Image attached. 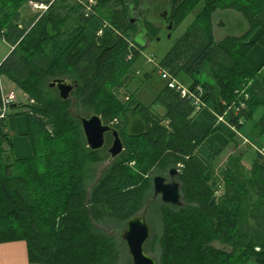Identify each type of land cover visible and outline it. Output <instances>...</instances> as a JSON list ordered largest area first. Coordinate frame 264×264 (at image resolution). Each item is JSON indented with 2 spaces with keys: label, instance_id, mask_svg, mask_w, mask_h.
<instances>
[{
  "label": "trees",
  "instance_id": "obj_1",
  "mask_svg": "<svg viewBox=\"0 0 264 264\" xmlns=\"http://www.w3.org/2000/svg\"><path fill=\"white\" fill-rule=\"evenodd\" d=\"M152 1L0 0V38L11 46L0 77L27 96L21 105L33 148L29 157H14L2 119L0 242L26 241L32 263L121 264L119 229L142 211L154 176L177 167L183 203H162V232L148 243L150 251L158 249L159 264H264V155L253 146L237 147L220 169L202 163L198 148L220 128L201 132L193 124V100L158 73L161 67L192 89L201 85L206 108L224 114L243 136L261 109L251 129L259 141H250L264 147V65L255 66L249 56L264 0H169L166 28L170 20L177 28L202 7L146 75L158 73L163 82L154 102L145 106L135 94L122 102L115 90L162 28L160 17L148 12ZM31 2L47 8L25 18L21 10ZM218 9L242 13L246 32L216 39ZM62 77L76 83L68 100L50 86ZM92 114L112 122L124 142L102 169L108 148L90 149L77 117ZM236 137L231 140L240 146Z\"/></svg>",
  "mask_w": 264,
  "mask_h": 264
},
{
  "label": "rangeland",
  "instance_id": "obj_2",
  "mask_svg": "<svg viewBox=\"0 0 264 264\" xmlns=\"http://www.w3.org/2000/svg\"><path fill=\"white\" fill-rule=\"evenodd\" d=\"M201 7H202V4H200L196 10L191 12L184 19V21L175 29L168 30L164 23L160 21L157 23L161 25L162 27L160 30L159 36L155 40H152L148 42L147 44L144 43V46H145L144 51L142 55L136 60L135 64L133 65V70L131 72L130 78L125 82V85L118 87L115 90V94L118 100L122 102L126 101L128 100L129 96H131V94H135L136 98H138L141 101V103L145 106H149L154 102L156 94L159 91L160 87L163 85V82L162 80H160L158 73L153 74L150 79H147L146 75L157 67L156 64L162 59V57L165 56L167 51L173 46L176 40L183 34L186 28L192 23V21L194 20L197 14V11ZM36 12H37V8L31 3L24 5L21 10L22 16L25 18L35 15ZM213 25H214V32H215L216 39L224 38L227 35H241L244 32H246V30L248 29V22L243 16V14L233 9H218L213 14ZM169 34H171L170 37H169ZM10 50H11L10 44L6 42L3 38H0V63L5 59V57H7ZM151 57H153L154 59L150 60ZM202 78L205 79L206 77H202ZM1 80L4 84L2 85L4 86L6 90L7 89L15 90L16 95L18 97V100H17L18 103L26 102L27 96L22 89H20L17 85L12 83L6 76H1ZM153 109L156 110V112L160 114L164 113V110L160 104H153ZM200 113L201 111L196 114L197 116L194 118L195 122L200 121L202 119L203 114H200ZM215 114L217 113L215 112ZM261 114H262V110L260 109L254 115V117L251 120H249L248 123L243 127L244 131L247 133V136H249V138L245 135L244 136L247 137L249 140L251 139L252 141H259V137L255 136L251 132V129H252L254 122L258 120ZM219 116L223 117L222 119L225 120L226 122V119L224 118V114H221V115L217 114L218 120H219ZM204 117L202 120H204ZM216 121H217L216 117L215 116L214 118L212 117V123L215 124ZM222 126L225 127L228 130V132H230L229 128L225 124H222ZM205 130H208V126L205 127ZM220 131L221 130L218 129L217 131L212 132L210 136L208 137H211L213 134L215 135V133L220 132ZM221 133L224 136L228 137L227 134L223 133L222 131ZM107 135L111 136L110 139L108 137L109 142L106 144L108 148L112 143L113 137L110 133H108ZM236 136H237L236 138H238L240 141L239 144H240L241 149H245V148L250 149L248 148V146H251L249 143H243L242 137L239 136L238 134ZM237 147L238 146H236V148L233 149V152L237 150ZM205 150L206 151L208 150L209 153L213 152L212 151L213 149H205ZM228 151L224 153L223 157L216 160L215 167L217 169H220L224 166L226 162V159H225L226 153ZM245 165L248 169L250 168L247 162L245 163ZM102 167L104 168V163L99 165V169H102ZM152 193L153 192H151L150 195H152ZM162 203L163 202L160 200V198H158L150 205L148 209L147 219L151 227V236L145 245L146 251L150 253L151 255H153L154 257H156L159 263H160V260H159L158 249L150 251L149 250L150 246H148V243L153 235L155 234L160 235L162 232V220H161V215H160V206L162 205ZM125 227L126 226H123L119 230L120 231L124 230ZM114 232L116 233L117 230ZM123 249H124L125 254H123V262L121 264H132L131 256L128 253L127 246L125 245Z\"/></svg>",
  "mask_w": 264,
  "mask_h": 264
},
{
  "label": "water",
  "instance_id": "obj_3",
  "mask_svg": "<svg viewBox=\"0 0 264 264\" xmlns=\"http://www.w3.org/2000/svg\"><path fill=\"white\" fill-rule=\"evenodd\" d=\"M168 18L169 9H167L166 6L163 18L160 19V22L165 24ZM172 28L173 22L170 20L167 29L171 30ZM170 36L171 34H169V37ZM203 77H205V75ZM50 86L57 88L62 99L68 100L72 96V91L76 83L69 78L62 77L54 79L50 83ZM77 117L81 122L84 138L90 149L99 150L104 148L107 134L110 133L112 135V143L107 149L109 157L105 161L104 166L110 164L122 153L124 150V142L119 130L112 122L103 120L99 114H92L90 116L77 115ZM179 173V169L173 167L169 170V179L164 175H155L153 178V194L146 201L141 213L127 221V225L122 231V239L127 246L132 264H159L156 257L148 253L145 249V245L151 236V227L147 219V213L150 205L159 197L164 204L179 206L183 203L181 185L177 180ZM214 200L215 197L213 201Z\"/></svg>",
  "mask_w": 264,
  "mask_h": 264
},
{
  "label": "crops",
  "instance_id": "obj_4",
  "mask_svg": "<svg viewBox=\"0 0 264 264\" xmlns=\"http://www.w3.org/2000/svg\"><path fill=\"white\" fill-rule=\"evenodd\" d=\"M262 25L259 30L256 32L254 36V40L256 41L255 46L250 52V59L253 64L257 67H262L264 65V21H261ZM11 49V46H10ZM0 81L3 84L1 77ZM4 85V84H3ZM22 103H14L10 106L7 113V132L8 136L7 141L11 140L12 144V152L14 157L16 158H26L33 154V148L28 138L29 132V122L27 115L24 113V108L21 105ZM203 117L200 121L195 122L193 118V124L201 131L207 132L211 128L219 127L220 130L227 134L228 137L224 136L221 131L213 134L211 137H207L204 143L198 148L197 156L198 159L204 163L205 161L213 162L215 164L216 160L223 157L224 153H226V160L230 154L234 153L233 149L236 146H240L236 144L235 141L231 140L232 136L237 135L236 131L233 129L231 125L224 121H220L217 118V114L214 111L204 108L201 110ZM216 117V123H212V117ZM206 118V119H205ZM225 124L229 131L222 126ZM208 126V130H205V127ZM2 118H0V136L2 135ZM204 147V149H203ZM212 147V148H211ZM205 149H213L212 153L207 152ZM0 264H40V263H32L29 260L28 256V247L27 243L24 240H14V241H6L0 242Z\"/></svg>",
  "mask_w": 264,
  "mask_h": 264
},
{
  "label": "built area",
  "instance_id": "obj_5",
  "mask_svg": "<svg viewBox=\"0 0 264 264\" xmlns=\"http://www.w3.org/2000/svg\"><path fill=\"white\" fill-rule=\"evenodd\" d=\"M37 9L40 8H47V5L38 4V3H32ZM154 58L151 57L150 60H153ZM158 64H156L157 66ZM158 73L164 79L167 81V84L169 87L177 89L182 97H188L193 100V103L196 105V110L200 112L204 107H206L205 103L202 100V94H203V88L201 85H198L196 88L192 89L188 87L187 85L181 83L177 78L172 76L168 70L158 67ZM0 91H1V104H0V118H6L8 110L10 106L14 103H17L18 97L16 95V92L14 89H5L2 83L0 82ZM223 117L219 116V120L224 121L222 119ZM227 123V122H226ZM233 127V126H232ZM233 129L236 131V133L242 137L243 143H249L253 148L258 150L260 153L264 155V147H258L255 144H253L247 137L243 136L241 133H239L236 128L233 127Z\"/></svg>",
  "mask_w": 264,
  "mask_h": 264
},
{
  "label": "flooded vegetation",
  "instance_id": "obj_6",
  "mask_svg": "<svg viewBox=\"0 0 264 264\" xmlns=\"http://www.w3.org/2000/svg\"><path fill=\"white\" fill-rule=\"evenodd\" d=\"M168 2H169V0H153L151 2L152 5L148 8V12H149V9H150V12L153 11L156 15H158L160 17V19H162L163 15H164V12H165V9H166V5H167ZM165 176L169 179V172Z\"/></svg>",
  "mask_w": 264,
  "mask_h": 264
},
{
  "label": "bare ground",
  "instance_id": "obj_7",
  "mask_svg": "<svg viewBox=\"0 0 264 264\" xmlns=\"http://www.w3.org/2000/svg\"><path fill=\"white\" fill-rule=\"evenodd\" d=\"M41 4V3H40ZM44 10V9H43Z\"/></svg>",
  "mask_w": 264,
  "mask_h": 264
}]
</instances>
